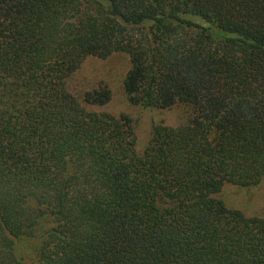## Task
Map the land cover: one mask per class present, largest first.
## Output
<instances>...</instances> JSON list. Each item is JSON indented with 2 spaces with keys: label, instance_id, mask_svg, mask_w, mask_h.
I'll list each match as a JSON object with an SVG mask.
<instances>
[{
  "label": "trees",
  "instance_id": "1",
  "mask_svg": "<svg viewBox=\"0 0 264 264\" xmlns=\"http://www.w3.org/2000/svg\"><path fill=\"white\" fill-rule=\"evenodd\" d=\"M128 58V102L183 107L142 153L133 120L76 95ZM264 0H0V264H264Z\"/></svg>",
  "mask_w": 264,
  "mask_h": 264
},
{
  "label": "rangeland",
  "instance_id": "2",
  "mask_svg": "<svg viewBox=\"0 0 264 264\" xmlns=\"http://www.w3.org/2000/svg\"><path fill=\"white\" fill-rule=\"evenodd\" d=\"M128 71L129 62L124 55H115L107 60L89 58L71 79L70 90L80 95L102 85L107 86L112 92L109 104L88 109L114 116L128 115L134 122L137 150L142 153L151 140L155 126H180L186 120V110L183 107L171 110L144 109L131 105L123 89V80ZM218 197L225 202L228 208L241 210L247 216L264 214V184L260 188L250 190L226 185Z\"/></svg>",
  "mask_w": 264,
  "mask_h": 264
}]
</instances>
